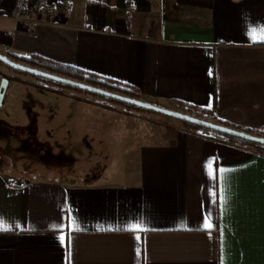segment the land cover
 I'll return each mask as SVG.
<instances>
[{
	"label": "crops",
	"instance_id": "obj_1",
	"mask_svg": "<svg viewBox=\"0 0 264 264\" xmlns=\"http://www.w3.org/2000/svg\"><path fill=\"white\" fill-rule=\"evenodd\" d=\"M49 1L56 17H40L32 32L12 19L15 0L1 1V54L264 130V0ZM65 98L23 103L27 121L15 124L34 117L42 144L65 137L67 155L56 159L90 153L40 161L26 175L0 165V264H264L263 150L207 139L148 109Z\"/></svg>",
	"mask_w": 264,
	"mask_h": 264
},
{
	"label": "rangeland",
	"instance_id": "obj_2",
	"mask_svg": "<svg viewBox=\"0 0 264 264\" xmlns=\"http://www.w3.org/2000/svg\"><path fill=\"white\" fill-rule=\"evenodd\" d=\"M18 62L22 63L21 61ZM4 76L8 77L10 80L19 79L21 81H24L26 85H24V88H22L21 87L22 85L20 84L21 86L13 90L15 86L14 84L13 85L11 84L7 89L4 103L2 104V106H0V165L5 169L25 175L34 173V170L36 171L37 166L40 167V163H39L40 161L48 162L50 160H54L56 162L60 161V162L70 163V161H72V155L76 157L75 154L76 155L79 154L85 157L89 151L88 152L87 150L79 151L74 149L72 151L71 150L68 151L71 153V156L69 155L66 157L62 156V157H57L56 159L55 155H57L56 154L57 152L60 153L62 152L61 155L66 154V150L58 149V147L60 146V144L58 143L66 142L65 137L61 139V142H58L57 144L56 142L55 143L50 142L48 144L42 145V142L38 140L39 138L36 137V135H34L33 129L23 128L24 130L23 131L21 130L22 132L20 133L19 130L20 127L17 126L15 123L20 122V120L24 121L25 123L27 121V119L20 118L21 114H23V112L21 111L22 110L21 105L23 103L28 102L29 106L27 110H31L34 103H36L34 99H38L42 101L47 100L49 101V103L52 101L53 105L57 106L60 100L58 101L56 99L59 97H63L64 100L66 99L65 97L67 98L69 97L74 100L76 99L78 101L88 100L93 102H99L98 99L100 98V99H104L102 101L103 104L106 106L111 105V103H113V105L118 103L117 105H121V106L123 105L122 106L123 109H127V110L142 109L140 107L135 108L136 106L135 107L126 106V103L124 104V102L103 96L101 94H97L75 86H71L65 83H60L47 78L33 75L28 72L14 69L9 65L0 61V80ZM7 99L8 101H6ZM158 115H164V114L158 113ZM167 117L172 118L171 116H167ZM1 122L7 123V124L5 123V126L9 128L11 134L9 132L4 133L5 129H2ZM17 132L20 133L19 134L20 137H24L22 139L27 138L26 139L27 144L24 145L23 143L22 144L20 143V140L17 138L18 135L17 136L15 135ZM31 145L37 148L43 146L45 150L42 149L41 152L45 153L44 154L45 157H41V155L38 154L40 151L34 152L32 151V149H29ZM48 146H50L51 149H49ZM96 169H98V167L93 166V169L91 168L89 169V171L92 172Z\"/></svg>",
	"mask_w": 264,
	"mask_h": 264
},
{
	"label": "trees",
	"instance_id": "obj_3",
	"mask_svg": "<svg viewBox=\"0 0 264 264\" xmlns=\"http://www.w3.org/2000/svg\"><path fill=\"white\" fill-rule=\"evenodd\" d=\"M9 58L16 61V62L21 61L22 64H24V65H27V66H30L33 68H38V69L44 70L46 72L53 73V74H56V75H59L62 77H66V78L74 80V81L82 82V83H85L88 85H92L95 87H100V88L106 89V90L111 91V92H115L118 94L129 96V97H132L135 99H139V96H138L136 90L131 88V87L122 86L118 83L109 82L105 79L98 78L94 75L83 73L82 71L75 69L73 67H70V66L62 65V64L52 62V61H49L47 59H44L41 57H36V56L17 57V58L16 57H9ZM126 106L135 107V106L127 104V103H126ZM135 108H138V107H135ZM177 111L181 112V113L189 114L191 116L198 117L195 115L196 109H194L192 106L184 104V103H178L177 104ZM199 111L201 113H203V115L205 116V117H199V118H202V119L207 120V121L215 122L217 124H221L224 126H228V127L234 128V129L241 130L235 126H232V125H229V124H226V123H223V122L217 120L215 118V116L210 111H204V110H199ZM184 123L187 126H189L190 128H192L195 134L203 136L207 139L218 141V142L235 144L236 146H239V147H252V148H255L257 150H263L264 151V146L258 145L254 142L244 140V139H241L238 137H234V136H231V135H228L225 133H221L219 131H215V130H212V129H209L206 127H202V126L196 125L194 123H190V122H186V121H184ZM243 131L264 137V130L252 131V130H246L245 129Z\"/></svg>",
	"mask_w": 264,
	"mask_h": 264
},
{
	"label": "water",
	"instance_id": "obj_4",
	"mask_svg": "<svg viewBox=\"0 0 264 264\" xmlns=\"http://www.w3.org/2000/svg\"><path fill=\"white\" fill-rule=\"evenodd\" d=\"M0 61L9 65L10 67H12L14 69H18V70H21L24 72H28V73H31L33 75L40 76L43 78H47V79L57 81L60 83H65V84H68L71 86H75V87H78V88H81L84 90H88V91H91V92H94L97 94H101L103 96H106V97H109V98H112L115 100H119L121 102L128 103V104L134 105L136 107H140V108L148 109V110L155 111L158 113H162V114L180 119L182 121L194 123V124L202 126V127H206V128H209V129H212L215 131H219L221 133H225V134H228V135H231L234 137H238V138H241L244 140H248V141L254 142L258 145L264 146V137H261V136L255 135V134H251V133L245 132L243 130H238V129H234V128H231L228 126L217 124L215 122L207 121V120H204V119L199 118V117H195V116H191L189 114L181 113V112H178L176 110H171V109H167L164 107H160V106L151 104L149 102H145V101L135 99V98H132L129 96H125L122 94L111 92V91H108V90L100 88V87H95V86L88 85V84H85L82 82L74 81V80L68 79L66 77H62V76H59V75H56L53 73H49V72H46V71L38 69V68H33L30 66L24 65L22 63L16 62V61L10 59L9 57H7L1 53H0ZM8 82H9V80L6 77H3L0 80V106L3 104V99L5 96V92L7 90Z\"/></svg>",
	"mask_w": 264,
	"mask_h": 264
},
{
	"label": "built area",
	"instance_id": "obj_5",
	"mask_svg": "<svg viewBox=\"0 0 264 264\" xmlns=\"http://www.w3.org/2000/svg\"><path fill=\"white\" fill-rule=\"evenodd\" d=\"M2 0H0L1 3ZM33 14L29 15L28 10L31 6V0H15L14 7L11 11L12 19L25 25L32 32L34 27L39 22L40 17H45L47 20H53L57 15V9L50 3L49 0H34ZM132 0H129L131 2Z\"/></svg>",
	"mask_w": 264,
	"mask_h": 264
},
{
	"label": "flooded vegetation",
	"instance_id": "obj_6",
	"mask_svg": "<svg viewBox=\"0 0 264 264\" xmlns=\"http://www.w3.org/2000/svg\"><path fill=\"white\" fill-rule=\"evenodd\" d=\"M4 77H6V76H4ZM6 78H8V77H6ZM8 80H10L9 78H8ZM34 121H35V118L34 117H31V118H29L28 119V124L25 126V127H23V126H19L20 128H19V130H20V133L24 130L23 128H28V129H34ZM1 127H2V129H5V132L4 133H6V132H9L10 133V131H9V128H7L6 126H5V123H3V122H1ZM22 130V131H21ZM29 132V131H28ZM20 133H16L15 135L17 136V138L20 140V143L22 144H27V142H26V139L27 138H25V139H22V138H24V137H20ZM11 134V133H10ZM43 145V144H42ZM33 147V148H32ZM29 149H32V151H40L41 152V150L43 149V150H45V148L42 146V147H39V148H37V147H35V146H32L31 145V147L29 148ZM47 150V149H46ZM44 154L45 153H42V155H41V157H45L44 156Z\"/></svg>",
	"mask_w": 264,
	"mask_h": 264
},
{
	"label": "snow or ice",
	"instance_id": "obj_7",
	"mask_svg": "<svg viewBox=\"0 0 264 264\" xmlns=\"http://www.w3.org/2000/svg\"><path fill=\"white\" fill-rule=\"evenodd\" d=\"M254 32H255V30H254ZM260 35H261V38H264V28L260 29ZM205 227L211 229L212 224L206 223ZM0 230H3V222L2 221H0ZM132 230L133 231L139 230V225L132 226ZM61 239H63V237Z\"/></svg>",
	"mask_w": 264,
	"mask_h": 264
}]
</instances>
